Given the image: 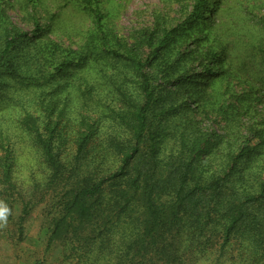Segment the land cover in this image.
Listing matches in <instances>:
<instances>
[{"label": "trees", "instance_id": "obj_1", "mask_svg": "<svg viewBox=\"0 0 264 264\" xmlns=\"http://www.w3.org/2000/svg\"><path fill=\"white\" fill-rule=\"evenodd\" d=\"M79 1L92 17L90 36L97 44L85 41L72 50L46 38L41 44L50 54L32 49L42 57L28 64L21 61L26 40L49 34L53 19L41 25L34 16L31 30L19 29L0 4L1 105L30 94L32 85L49 87L55 98L75 83L93 91L95 82L88 78L103 76L99 62L130 64L139 77L137 90L116 79L110 113L98 112L96 121H84L77 130L73 161L90 166L88 173L74 175L76 166H66L69 173L59 177L64 163L45 141L52 181L58 178L64 187L49 203L45 250L61 246L64 264H224L235 248L239 264H264V15L253 14L264 0H246L244 21L238 22V14L228 27L222 16L230 9L221 8L226 0H196L180 23L142 28L132 43L115 38L116 46L108 48L102 46L107 34L101 0ZM198 30L201 36L191 35ZM179 39L189 45L174 47ZM207 39L210 44L204 45ZM138 43L152 48L145 60L137 57ZM195 50L207 60L203 73L183 65ZM151 58L156 74L145 68ZM39 61L43 67L36 68ZM165 65L185 69L169 77ZM47 93L42 97L49 107ZM81 100L90 106L87 97ZM176 100L189 106H174ZM201 117L221 125L209 129ZM27 118L34 126L36 118ZM125 132L126 148L114 146L118 163L98 175L107 160L104 149ZM98 138L106 145L95 160L89 142L97 144ZM7 160L0 169L5 200L14 198L15 188Z\"/></svg>", "mask_w": 264, "mask_h": 264}, {"label": "rangeland", "instance_id": "obj_2", "mask_svg": "<svg viewBox=\"0 0 264 264\" xmlns=\"http://www.w3.org/2000/svg\"><path fill=\"white\" fill-rule=\"evenodd\" d=\"M245 1L226 0L222 4L221 8L227 5L230 9V13H223L222 16V20L227 21L225 23L226 27L235 20L234 18L238 14L240 17L238 22L244 21ZM254 1L251 0V3H254ZM195 2L196 0H101V8L105 13V33L107 34L104 40L105 44L102 46L106 48L116 46L115 38H119L126 43H132L135 41L134 38L137 37V32L142 28L161 29L164 26L169 28L180 23L190 14ZM0 4L4 8L10 23L16 24L19 29L31 30L34 25L32 19L34 16L40 21L41 25L47 20L53 19L49 34L39 40L32 36L29 40H26V46L23 50L25 56L21 60L25 61L26 64L37 61L38 57H42L41 53L32 51V49H40V51L50 54L48 49L41 44V41L46 38L55 41L56 46L72 48V50L81 49L85 46V41H89L91 45L97 44V40L90 36V34L92 35L91 29L93 26L92 17L81 9L79 0H36L35 5L26 0H0ZM262 4H264V1ZM52 14H54V17H51ZM253 14L264 15V5L254 11ZM198 32L199 30L191 35L201 36L202 32L197 34ZM195 36L191 37L199 43ZM187 41L179 39L174 47L186 48L189 45ZM204 42V45H208L210 39L204 40ZM202 48L199 52L202 51ZM151 51V46L143 43L137 44V57L139 59L145 60L148 55L150 56ZM59 52L61 51H56L53 56L61 54ZM196 54L197 51L195 50L185 60L187 63L183 65H187L190 72L203 73L207 60H205L204 55L196 57ZM153 60L151 58L145 68L156 74L158 68ZM53 61L57 60L54 58ZM93 63L95 62H92L91 67L97 66ZM99 63L104 66L103 76L100 77V80L88 78V80L95 82L96 87L93 91L90 87L84 86L83 88L79 83H75L69 91L66 89L55 98V91H50L49 87L44 89L32 85L30 86V94H23V97L21 95L18 99L10 98L3 105L0 104V169L2 170L3 163L8 158L15 184L14 198L9 197L5 200L0 197V201L10 204V200L13 204L8 206L11 213L9 212L7 220L0 221V264H64L61 259L63 256L61 246L56 245L49 251L45 250L48 237V217L52 210L49 203L50 200L57 199L61 191L64 190L63 182H59L58 178L56 179L57 183L52 181L53 167L50 165L49 155L45 149V141H50L53 152L64 163L59 177L69 173L65 169L66 166H76V174L74 175L88 173L91 169L90 166H82L73 161L77 130H80L82 126L85 127L84 121H96L98 112L101 114L110 113L114 105L111 96L114 97L115 94L116 79H118V83L130 90H137L139 80L137 73L130 64L128 66L120 64L115 67L114 63L111 62ZM216 65L215 68L218 67ZM24 66L26 67V65ZM40 67H43L42 61L36 63V68ZM165 67L169 77L175 76L185 69L183 66L177 68L165 65ZM173 70L175 71L174 74L172 73ZM61 82L60 77L56 76L54 83H57L59 87ZM199 89L200 85L197 86L194 93ZM44 92H48L44 97V101L49 103V107L43 102ZM85 97L91 101L90 106L82 103L81 99ZM31 99L35 100L34 108L31 106ZM50 104L54 107V110L50 108ZM118 104L120 105V101ZM180 104L185 107L189 106L185 100L173 102L174 106ZM49 109L50 114H48ZM30 115L36 118L34 126H30L28 121L26 122L27 117ZM49 117L51 121H48ZM107 117L109 118V115ZM198 117L200 116L198 115ZM200 119L202 123H209L205 117ZM105 121H108V119H105ZM105 121L103 122L104 125L107 124ZM212 125L218 129L221 121L218 120L213 124H208V128L210 129ZM107 129V126H105V131ZM128 139L127 132L121 133L119 140H116L112 147L104 149L107 160L101 161L100 169H98L100 172L97 170L98 175L115 167L119 161L117 156L119 152L114 146L119 145V147L125 149ZM97 140V144L93 141L89 142L93 146L89 154L95 160H99L98 155L106 145L104 139L98 138ZM26 210L27 212H25ZM19 225H21L22 233H19ZM238 254V251L234 248L231 260L227 258L224 264H239ZM199 264H208V261H199Z\"/></svg>", "mask_w": 264, "mask_h": 264}, {"label": "clouds", "instance_id": "obj_3", "mask_svg": "<svg viewBox=\"0 0 264 264\" xmlns=\"http://www.w3.org/2000/svg\"><path fill=\"white\" fill-rule=\"evenodd\" d=\"M10 212V209L6 203L3 201H0V221H6L8 214Z\"/></svg>", "mask_w": 264, "mask_h": 264}]
</instances>
